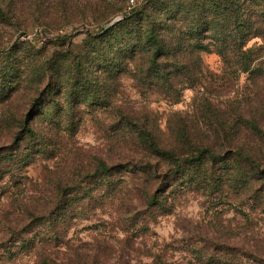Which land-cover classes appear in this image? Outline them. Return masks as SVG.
<instances>
[{
	"label": "trees",
	"instance_id": "trees-1",
	"mask_svg": "<svg viewBox=\"0 0 264 264\" xmlns=\"http://www.w3.org/2000/svg\"><path fill=\"white\" fill-rule=\"evenodd\" d=\"M124 1L76 5L77 21L102 30L98 37L88 30L80 47L69 42L52 53L36 54L32 41L20 42L17 48L24 45L26 50L12 49L0 58V109L8 113L21 93L28 99L11 113L17 122L14 149L0 145V188L28 161L21 141L40 138L39 116L55 122L84 107L113 108L114 85L124 75L155 86L172 105L186 89L198 85L204 91L191 111L178 112L169 122L167 136L157 134L147 113L122 107L114 111L130 138L128 150L137 156L127 167L147 183L139 192L146 208L161 205L156 185L162 178L177 177L184 187L212 180L236 192L253 182L264 185V0H147L113 21L116 6ZM65 18H70V0H0V30L27 32L35 24L54 28ZM210 54L220 57L221 73L206 67L204 56ZM242 76L254 89L249 97L214 103L215 78L224 81L220 88L226 90ZM95 161V171L87 177L104 179L107 198L115 184L109 177L121 165ZM59 179L49 200L60 210L58 216L67 218L73 192L70 178ZM95 195L90 189L84 199ZM56 211L32 216L45 219Z\"/></svg>",
	"mask_w": 264,
	"mask_h": 264
},
{
	"label": "rangeland",
	"instance_id": "rangeland-1",
	"mask_svg": "<svg viewBox=\"0 0 264 264\" xmlns=\"http://www.w3.org/2000/svg\"><path fill=\"white\" fill-rule=\"evenodd\" d=\"M88 1L103 0H70V18L58 27L35 24L27 32L0 30V58L12 49L26 50L24 45L17 48L20 42L32 41V52L47 54L63 43L84 45L88 30L98 37L100 27L77 21L76 5L82 8ZM127 2L116 6L113 21L126 13ZM204 62L210 71L221 73L218 55H205ZM215 80L218 92L212 99L219 105L254 91L247 76L233 80L226 90L220 88L224 81ZM114 88L115 107H84L58 116L55 122L39 116L37 133L46 144L38 137L21 141L20 151L30 154L28 161L0 188V264H264L263 184L253 182L236 192L229 184L216 186L212 180L184 187L177 177L162 178L156 185L161 205L146 208L139 192L147 183L127 167L126 162L137 156L128 150L130 138L114 113L116 107L147 113L157 134L167 136L169 122L178 112L191 111L204 91L198 85L186 89L180 102L172 105L161 90L132 75L122 76ZM27 100L21 93L13 98L8 113L7 108L0 109V145L6 150L17 143L12 133L17 122L11 113ZM95 158L121 165L109 177L115 184L107 198L104 179L87 177L95 171ZM59 178H70L73 192L67 218L59 217L60 210L49 200ZM90 189L95 190V199H84ZM50 211L57 214L45 219L32 216Z\"/></svg>",
	"mask_w": 264,
	"mask_h": 264
},
{
	"label": "built area",
	"instance_id": "built-area-1",
	"mask_svg": "<svg viewBox=\"0 0 264 264\" xmlns=\"http://www.w3.org/2000/svg\"><path fill=\"white\" fill-rule=\"evenodd\" d=\"M137 3H138V0H129L127 9L131 10Z\"/></svg>",
	"mask_w": 264,
	"mask_h": 264
}]
</instances>
